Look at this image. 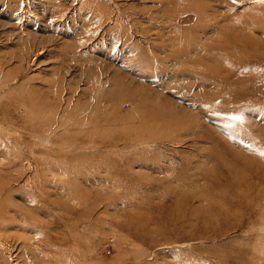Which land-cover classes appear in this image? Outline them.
<instances>
[{
  "label": "rangeland",
  "instance_id": "obj_1",
  "mask_svg": "<svg viewBox=\"0 0 264 264\" xmlns=\"http://www.w3.org/2000/svg\"><path fill=\"white\" fill-rule=\"evenodd\" d=\"M0 264H264V0H0Z\"/></svg>",
  "mask_w": 264,
  "mask_h": 264
}]
</instances>
